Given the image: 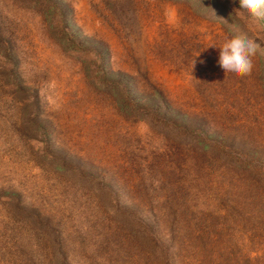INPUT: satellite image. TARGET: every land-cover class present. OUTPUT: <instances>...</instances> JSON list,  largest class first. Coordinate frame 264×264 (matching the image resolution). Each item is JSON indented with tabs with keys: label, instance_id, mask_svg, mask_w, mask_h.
Instances as JSON below:
<instances>
[{
	"label": "rangeland",
	"instance_id": "rangeland-1",
	"mask_svg": "<svg viewBox=\"0 0 264 264\" xmlns=\"http://www.w3.org/2000/svg\"><path fill=\"white\" fill-rule=\"evenodd\" d=\"M235 10L0 0V264H264V55L218 64L264 20Z\"/></svg>",
	"mask_w": 264,
	"mask_h": 264
},
{
	"label": "clouds",
	"instance_id": "clouds-1",
	"mask_svg": "<svg viewBox=\"0 0 264 264\" xmlns=\"http://www.w3.org/2000/svg\"><path fill=\"white\" fill-rule=\"evenodd\" d=\"M198 2L202 5V0H198ZM235 12H239L241 18L244 19L264 20V0H239V10H235ZM211 46L217 47L215 45ZM218 48L219 66L225 73L231 72L237 76L250 75L254 67V57L258 53L264 55V48H261L255 40L244 34H235L225 38ZM198 55L199 52L194 57ZM194 64L195 59H192L191 69Z\"/></svg>",
	"mask_w": 264,
	"mask_h": 264
},
{
	"label": "trees",
	"instance_id": "trees-1",
	"mask_svg": "<svg viewBox=\"0 0 264 264\" xmlns=\"http://www.w3.org/2000/svg\"><path fill=\"white\" fill-rule=\"evenodd\" d=\"M1 39L3 40L2 35L0 33V42H1ZM1 44H0V49L3 50V54L5 55L6 60L11 61L12 62L11 63L12 64V68L15 69L17 67V63H16V59H15L16 57L13 54L10 55L11 51H7V49L1 48ZM0 69H1L0 70V73L1 74H3L4 72H6L5 69H3V68H0ZM204 148L207 149L208 148V145L205 144L204 145Z\"/></svg>",
	"mask_w": 264,
	"mask_h": 264
}]
</instances>
